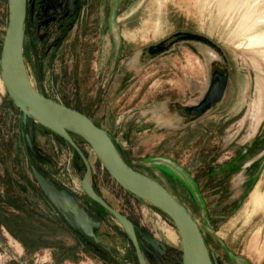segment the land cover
<instances>
[{"label":"rangeland","instance_id":"374dc122","mask_svg":"<svg viewBox=\"0 0 264 264\" xmlns=\"http://www.w3.org/2000/svg\"><path fill=\"white\" fill-rule=\"evenodd\" d=\"M245 15L251 32L264 31V0H28L24 22L33 86L86 115L132 168L183 203L212 264H264V46L246 48ZM7 17L0 0V50ZM175 34L206 41L153 51ZM215 72L227 74L222 99L186 115ZM72 136L93 190L140 230L146 264H181L172 220ZM84 172L58 133L12 103L0 77V221L12 219L17 237L0 226V264H138L120 223L84 193Z\"/></svg>","mask_w":264,"mask_h":264},{"label":"water","instance_id":"95a60500","mask_svg":"<svg viewBox=\"0 0 264 264\" xmlns=\"http://www.w3.org/2000/svg\"><path fill=\"white\" fill-rule=\"evenodd\" d=\"M28 0H8V17L0 50V77L8 98L26 112L29 108L47 120L75 151L85 167L81 187L86 196L111 214L123 226L138 264H146L137 239L139 229L124 215L112 208L92 188L90 163L74 140L79 136L90 147L103 168L125 188L138 194L164 212L174 223L181 244V264H212L200 233H197L186 207L161 183L132 168L119 154L109 135L86 115L65 104L46 97L30 82L22 60V41ZM179 39H198L196 35L175 34L153 48L157 52L171 46ZM227 83L225 72H215L204 98L195 106L185 108L186 115L197 116L222 99ZM34 177L44 182L31 166ZM199 232V231H198Z\"/></svg>","mask_w":264,"mask_h":264},{"label":"bare ground","instance_id":"6f19581e","mask_svg":"<svg viewBox=\"0 0 264 264\" xmlns=\"http://www.w3.org/2000/svg\"><path fill=\"white\" fill-rule=\"evenodd\" d=\"M249 18H250L249 15H245L243 17V22L240 25L241 30L245 33L244 41H245V44L247 46L246 48L262 47V46H264V31H260V32L254 31V32H251V29L253 28V26H249V23H248L249 22ZM259 100H261V98ZM26 113L29 114L30 116L34 117L36 120L42 122L43 124L48 125L51 129H53L52 125L47 120H45L44 118L40 117L38 114H36L35 112H33L31 109L27 108L26 109ZM134 194H136V193H134ZM136 195L139 196L138 194H136ZM260 202H261L260 197H257L255 203L257 204V203H260ZM194 228H195L196 232L199 233L198 232V229H197V227H196L195 224H194Z\"/></svg>","mask_w":264,"mask_h":264},{"label":"trees","instance_id":"16d2710c","mask_svg":"<svg viewBox=\"0 0 264 264\" xmlns=\"http://www.w3.org/2000/svg\"><path fill=\"white\" fill-rule=\"evenodd\" d=\"M98 206H99V205H98ZM12 216H15V215H12ZM11 220H12V219H11ZM11 220H9V221H7V222L10 223ZM7 222H6V221H3V220L0 221V226H3L8 232H10V234H12L14 237H16L15 234H14V232H13V229H14V228L11 227V225H13V224L10 223V224L8 225ZM16 238H17V237H16Z\"/></svg>","mask_w":264,"mask_h":264}]
</instances>
